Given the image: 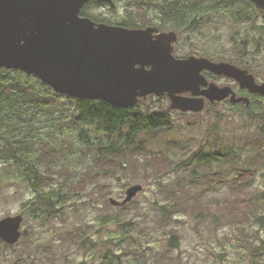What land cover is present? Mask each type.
<instances>
[{"label":"trees","instance_id":"obj_1","mask_svg":"<svg viewBox=\"0 0 264 264\" xmlns=\"http://www.w3.org/2000/svg\"><path fill=\"white\" fill-rule=\"evenodd\" d=\"M201 1L197 2L199 4L189 5L191 14L208 16L215 11L213 0ZM174 10H177L176 6ZM174 10L173 15L176 17L177 11ZM193 18L191 17L189 24L186 25L188 29L197 28L205 23V18L204 22L195 19L192 21ZM241 48L244 49L243 42L240 44ZM247 54L245 49L239 51L240 59L238 60L251 68L243 60ZM222 59L226 58L222 56ZM153 97L150 95L146 99H140L136 106L129 108L114 106L103 100L76 99L55 92L35 75L26 74L21 70L1 68L0 160L16 166L21 172L22 181L36 193L32 200L26 202L25 207L31 210L37 219L42 218L46 223L51 217L65 215L66 204L71 199L78 197L81 201L84 193L94 198L93 191L96 188L108 194L110 186H105L103 181L117 176L119 172L123 173L132 169L133 174L136 168L142 167L146 175L144 181L154 179L156 182H160L174 172H183L188 176L177 185L181 186V189L175 185L161 189L168 199L160 207L161 211L157 216L160 228H166L171 234L168 249H175L179 248L180 237L171 227V222L181 211L180 209L187 210L195 206V203L193 205L189 203L193 201L184 193L190 192V189L185 186L187 180L194 182L198 167L207 172L206 178L214 180L218 173L222 172V169L218 173L213 172L214 164L220 162V167H224L227 160L231 159L233 160L231 167L238 170L232 182L239 194L220 203L219 207L224 212L222 216L224 220L221 223L234 228L231 242L235 240V244L246 246L250 252L249 256L254 261L259 258L261 264H264V244L253 245L244 228L246 222L261 223L264 226V213L257 214V209L264 206V190L258 196L249 192V188L256 181L258 164H261V157L264 154V111L254 112L255 101L250 106L239 105L241 107L227 102L233 108L242 109L241 113L253 112L250 117L261 121L255 134H250L251 132L247 129L243 130L240 138L244 143L243 146L245 148L250 146L256 150L257 156L251 165L238 168L236 159L234 160L225 147L215 151L220 144L218 140L221 135V122L224 117L230 116L229 111L221 112L216 109L220 103L206 106L204 112L211 117L214 116L215 119L210 118L207 136L203 135L197 150L191 151L190 147L182 146L185 149L184 152L189 151V153L182 158H177L162 148L159 153L148 148L147 138L155 142L159 138L158 132L170 131L174 128L169 110L160 107L155 109L147 103V100ZM204 112L189 113L193 119L187 121L188 125L193 126L197 121L203 120ZM183 114L187 115V113ZM91 131L95 133L94 136L90 135ZM209 145L210 150H207ZM66 158H71V161L76 160L79 166L87 164V169L82 172H79L77 168L70 170L72 164L60 163ZM55 180H58V186L52 190L50 187ZM47 189L51 190L46 191ZM180 190L183 196L182 199H177ZM85 203L87 202L84 201ZM104 204L110 208L116 207L118 211L111 214L109 218L102 219L97 230L101 231L109 225L129 229L122 233L121 237L122 242L127 244L128 254L135 259L133 264H177L174 260L162 255L158 256L152 252L149 254V248L130 228L133 226L132 217L129 222L127 216L130 214L131 203L114 206L109 199L105 198ZM80 230H67L65 236L88 252L93 247L90 246L88 231L85 228ZM0 243H3L1 239ZM44 247L47 258L56 255V248L51 242L44 244ZM102 258L104 259L99 264H116V261H122V256L103 255ZM17 264H26V261L20 258Z\"/></svg>","mask_w":264,"mask_h":264},{"label":"rangeland","instance_id":"obj_2","mask_svg":"<svg viewBox=\"0 0 264 264\" xmlns=\"http://www.w3.org/2000/svg\"><path fill=\"white\" fill-rule=\"evenodd\" d=\"M200 1L192 2L190 0L189 5ZM207 5L213 6V4ZM228 12L227 10L212 12L207 16V22L205 21L201 28L192 30L185 26L180 33L176 47L177 54L187 56L189 54L207 53L216 56L215 60H228L239 65H245L238 60L240 59L239 51L245 49L248 54L243 60L251 66V68H247L255 74L258 81H264V25L263 28H248L244 23H236L228 15ZM258 24L261 26L264 21L259 19ZM242 42L244 49H240ZM222 56L226 59H222ZM209 79L220 85L228 83L218 76H211ZM253 101H255L254 112L264 111V97L255 96ZM147 103L155 109L160 107L169 110L174 123L172 130L158 132L159 138L155 142L147 138L148 148L150 147L158 153L164 149L165 152H170L172 156L177 158H182L189 153V151L185 153L182 146L190 147L191 151L199 148L201 139L207 136L206 131L211 123L210 118L215 119L214 116L211 117L207 112H204L203 120L189 126L187 121L193 119L191 114L184 115L182 112L172 111L169 108L170 99L166 95L149 98ZM216 109L221 110V112L229 111L230 116L224 117L221 122V135L218 140L220 144L215 151H220L225 147V150L231 154L234 160L236 159L238 168L251 165V162L255 161L257 151L250 146L245 148L240 138L245 129L250 131V134H255L261 121L250 117L253 112L251 114H244L245 111L241 113L243 112L242 109L233 108L227 102L218 104ZM90 135L94 136L95 133L91 131ZM67 145L69 148V144ZM207 150H210V145ZM63 162L66 165L72 164L69 169L77 168L79 172L87 169L88 166L87 164L79 166L76 160L71 161V158H66L60 163ZM232 163L233 160L231 159L227 160L224 167H220V162L215 163L213 172L218 173L220 169L222 172H219L214 180L206 178L207 172L202 171L199 167L194 182L191 183L189 179L187 180L185 186L190 189V192L184 193L193 201H189V203L191 205L195 203V206L187 210L182 208L175 215L171 227L179 234V248L168 249L171 234L166 228H160L157 221V216L161 211L160 207L168 199L161 189L170 188L172 185L177 186L180 181L186 179L188 174L174 172L160 182H156L154 179L144 181L146 175L142 167L136 168L133 174L132 169L123 173L119 172L117 176L103 181L105 186H110L108 194L102 193L98 188L93 191L94 198L84 193L81 201L77 197L66 204L67 213L65 215L60 214V216L51 217L45 223V220L37 219L34 213L25 207L26 202L32 200L36 193L22 181L20 170L16 166L0 160V220L6 216L20 213L24 215L21 228L23 236L20 242L13 246L0 243V264H17L20 258L26 261V264L31 262H33L31 264H82L83 262L99 264L104 259L102 258L103 255H107V257L111 255L122 256V261H116V264L135 263L133 256L128 254L127 244L122 242L121 237V234L129 229L109 225L98 231L102 219L109 218L111 214L118 211L116 207H107L104 204L105 198L124 199L126 189L134 183H142L145 188L130 204V214L127 219L130 222L132 217L131 224L133 226L128 227L133 230L134 234L140 236L141 241L149 248V254L152 252L158 256L162 255L174 260L177 264H261L259 258L254 261L249 256L250 252L246 246L235 244V240L230 241L234 235V228L231 225H222L221 223L224 220L222 217L224 212L219 207L221 206L220 203L239 194L232 182L238 170L236 171L235 167H231ZM260 163L257 168L256 181L249 188V192L254 196L261 195L262 190H264V154ZM57 186L58 180H55L50 188L54 190ZM177 187L181 189V186ZM179 194L177 199H182L181 190ZM189 199L187 198V200ZM84 201L87 203L84 204ZM257 210L258 215L263 214L264 206ZM83 228L88 231L90 246H93L88 252H85L65 236L67 230L81 231L80 229ZM244 228L253 245L256 243L264 244V226L261 223L246 222ZM47 242H51L57 251L56 255L50 258H47L44 253V244Z\"/></svg>","mask_w":264,"mask_h":264},{"label":"water","instance_id":"obj_3","mask_svg":"<svg viewBox=\"0 0 264 264\" xmlns=\"http://www.w3.org/2000/svg\"><path fill=\"white\" fill-rule=\"evenodd\" d=\"M86 1L0 0V68L35 75L60 94L125 108L150 94H166L170 109L182 112H201L206 99L215 103L230 95L233 103L250 104L231 86L209 82L205 70L264 95V81L258 82L248 69L208 57L177 58L175 32L154 36V28L127 29L81 16ZM251 1L264 9V0ZM144 188L131 184L124 199L110 197L109 202L126 205ZM23 220L22 213L2 218L0 238L16 244Z\"/></svg>","mask_w":264,"mask_h":264},{"label":"flooded vegetation","instance_id":"obj_4","mask_svg":"<svg viewBox=\"0 0 264 264\" xmlns=\"http://www.w3.org/2000/svg\"><path fill=\"white\" fill-rule=\"evenodd\" d=\"M213 1V4L215 6L214 12L227 10L229 11L228 15H230V17L236 23H244L248 26V28H263L264 24L260 26V24H258V21L259 19L264 21V9L258 7L253 1ZM189 2L190 0H87L80 9V15L92 19L97 24L105 23L108 25L125 27L127 29L154 28V36L164 32H175L177 34V40L173 42V54L177 58H188L190 56H197L208 57L210 59L215 60L214 58L216 57L211 56L207 53L198 55L189 54L187 56L177 54L176 47L179 42L180 33L182 32L183 28L189 24L190 18L194 17L192 21H194L195 19L199 20L200 22H204V18L205 21L207 19L206 15L191 14L189 10ZM175 6L177 7V10H174ZM173 10L177 11L176 17H174L173 15ZM204 24L205 23H203L202 25L200 24L197 28H201ZM194 29H196V27H194ZM232 63L234 64V62ZM236 65L245 69H249L247 68V66H245L246 64ZM203 73L208 77V79L211 76H218L220 79L228 81V83H225L223 85L231 86L237 96L248 97L251 101L255 96H259L258 93H251L248 89L241 87L240 83L233 78L224 75H217L208 70L203 71ZM230 98L231 97L229 96L221 102H228L230 101ZM236 104L248 106L246 101H241Z\"/></svg>","mask_w":264,"mask_h":264}]
</instances>
